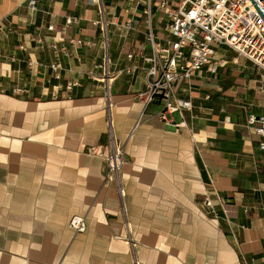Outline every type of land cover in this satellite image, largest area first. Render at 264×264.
<instances>
[{
  "label": "crops",
  "instance_id": "crops-1",
  "mask_svg": "<svg viewBox=\"0 0 264 264\" xmlns=\"http://www.w3.org/2000/svg\"><path fill=\"white\" fill-rule=\"evenodd\" d=\"M101 1L112 17L111 61L145 66L139 55L143 47L151 52L150 1L153 28L165 32L157 0ZM28 2L0 0V26L10 29L0 31V264H131L129 246L118 239L128 234L122 200L104 180L103 160L87 153L108 144L103 92L84 75L103 55L93 27L98 7L89 0H37L31 12ZM68 17L77 23L64 32ZM127 20L135 31L125 40L119 26ZM57 34L65 41L96 39L99 47L82 49L80 63L65 62L61 82L27 64L52 62L49 45ZM229 53L219 48L189 89L179 85V97L192 105L172 115L179 128L134 99L144 90V71L113 86V122L128 157L125 207L142 264H264V137L249 124L251 115L264 118V75ZM68 82L81 87L50 96L51 86ZM16 88L29 93L15 97ZM213 192L224 200L218 217L201 206ZM75 216L86 220V232L69 227Z\"/></svg>",
  "mask_w": 264,
  "mask_h": 264
},
{
  "label": "built area",
  "instance_id": "built-area-1",
  "mask_svg": "<svg viewBox=\"0 0 264 264\" xmlns=\"http://www.w3.org/2000/svg\"><path fill=\"white\" fill-rule=\"evenodd\" d=\"M98 7V17L93 22V27L98 29L103 40V55L101 60L94 63L85 72L88 81L99 86L103 92L106 110L107 138L106 150L100 147H92L89 155L101 158L104 163V180L111 185L122 200V212L125 217V225L128 228L126 237L118 239L130 248L131 264H142L138 256L139 243L133 237L131 225L127 219L125 196L126 189L123 183L124 166L127 164L125 147L116 136L114 115L113 86L123 76L135 79L139 71H144L147 80L143 92L134 99L140 101L145 109L157 107L156 116L168 125L179 128L172 119L176 112L182 116L192 109L191 101L178 95L180 84H186L188 89L190 82L203 73L204 68H210L214 62L219 48H226L240 58L251 62L254 70L259 75H264V0H179L173 5L170 0H157L155 7L164 15L166 25L165 32L160 33L153 28L152 2L148 4L145 14L149 16L147 21L148 35L146 40L151 46V52L146 53L141 49L139 59L143 61V67L134 64L123 67L121 62H112L110 58V32L106 10L101 0H89ZM29 9L36 12L37 0H29ZM77 19L68 17L63 31L66 32ZM121 36L127 40L135 31L132 20H127L120 26ZM10 30L0 26L1 32ZM48 32H55L56 28L51 24ZM42 40L37 43L42 44ZM97 50L98 40L86 41L84 39H58L57 36L49 45L53 53L52 62L47 65L39 64L30 59L27 64L30 70L46 68L51 74V79L61 82L65 71V62L75 60L80 63L79 52L84 49ZM135 55L128 53L127 60L134 61ZM15 61V60H13ZM216 71V69H214ZM48 84H53L48 81ZM59 84V83H58ZM49 93L52 98L58 99L64 95L69 96L74 88L81 87L79 82H68L51 86ZM29 91L25 88H16L12 91L15 97H23ZM250 126H256V133L264 137V118L251 115ZM264 149V144L261 145ZM224 200L216 192L208 193L201 205L211 215L218 217L217 206L223 207ZM69 227L77 233L86 232V220L75 216L70 221Z\"/></svg>",
  "mask_w": 264,
  "mask_h": 264
},
{
  "label": "rangeland",
  "instance_id": "rangeland-1",
  "mask_svg": "<svg viewBox=\"0 0 264 264\" xmlns=\"http://www.w3.org/2000/svg\"><path fill=\"white\" fill-rule=\"evenodd\" d=\"M153 10H154V9H153ZM108 12H109V11H108ZM158 12H159V11L157 10V11H156L157 15L161 16V15L159 14L160 12H159V13H158ZM106 17H107V22H108V24H109V26H108V27H109V28H108V31L110 32V39H111V30H112V28H111V24H110V23L112 22V17H110L107 13H106ZM98 19H99V18H98ZM139 20H140L141 23H143L142 26H141V28H142L143 25H144V21H143V19H139ZM159 25H161V24H159ZM161 33H162V32H161ZM115 39H116V37H114V41H115ZM129 39H130V38H129ZM129 39H128V40H129ZM110 41H111V40H110ZM110 47H111V51H112V52H111V56L113 57L115 47H114L113 43H111V42H110ZM102 51H104V50L102 49ZM227 57H228V59H229V58H232L231 60H234V58H238L237 55H236L234 52H233V53H229ZM246 62H247V61H246ZM248 63H249V62H248ZM252 66H253V65H252ZM235 67H236V68H239L238 65H236ZM174 118H175V119L178 118V114H177V113L175 114Z\"/></svg>",
  "mask_w": 264,
  "mask_h": 264
}]
</instances>
